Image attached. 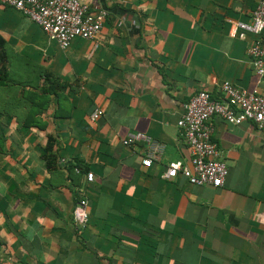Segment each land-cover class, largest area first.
<instances>
[{"label": "crops", "instance_id": "obj_1", "mask_svg": "<svg viewBox=\"0 0 264 264\" xmlns=\"http://www.w3.org/2000/svg\"><path fill=\"white\" fill-rule=\"evenodd\" d=\"M256 2L91 0L107 10L96 44L65 49L0 4V264H264L263 131L213 120L220 187L160 176L187 163L175 122L193 93L217 96L229 81L264 94L246 54L253 37L229 35ZM13 78L25 87L3 89ZM129 132L162 144L149 167L140 143L121 144ZM78 190L82 228L71 220Z\"/></svg>", "mask_w": 264, "mask_h": 264}, {"label": "built area", "instance_id": "obj_2", "mask_svg": "<svg viewBox=\"0 0 264 264\" xmlns=\"http://www.w3.org/2000/svg\"><path fill=\"white\" fill-rule=\"evenodd\" d=\"M0 4L11 7L31 20L47 39L61 49L75 39L89 40L96 44L107 10L91 0H0ZM229 35L243 40L246 35L253 38L246 47L252 70L257 77L264 74V0H257L247 22H229ZM218 95L207 90L193 93L181 106V114L175 122L188 151L187 163L179 160L169 162L161 177L171 180L181 176L193 185L220 187L227 176V167L219 158V148L212 139L213 120L229 125L242 122L264 132V94L256 89L239 88L229 81L218 86ZM99 109L92 111L90 118L96 119ZM140 143L143 147L140 165L149 167L163 149L160 142L141 132H129L122 139L123 146ZM77 171V169H75ZM84 178L91 181L92 173ZM86 199L81 191L71 210L75 227L82 228L87 220Z\"/></svg>", "mask_w": 264, "mask_h": 264}, {"label": "trees", "instance_id": "obj_3", "mask_svg": "<svg viewBox=\"0 0 264 264\" xmlns=\"http://www.w3.org/2000/svg\"><path fill=\"white\" fill-rule=\"evenodd\" d=\"M3 45H4V41L3 39L0 37V78H3L7 75V72H6V69L5 67L3 66L4 64V61H5V57H4V52H3ZM63 84L61 83H57V86L59 88L63 87L62 86ZM46 167H49V161L46 160ZM76 169V168H75ZM77 172H82L78 167H77ZM75 200H76V197H75Z\"/></svg>", "mask_w": 264, "mask_h": 264}, {"label": "rangeland", "instance_id": "obj_4", "mask_svg": "<svg viewBox=\"0 0 264 264\" xmlns=\"http://www.w3.org/2000/svg\"><path fill=\"white\" fill-rule=\"evenodd\" d=\"M4 66V65H3ZM8 72V71H7ZM10 73H8V75H9ZM14 77V76H13ZM20 84V82H17V83H15V79L13 78L12 80L10 79L9 81L7 80L6 81V83H5V87L3 88V89H5V90H8V89H11L13 86H16V85H19ZM22 84V86H21V89L23 88V83H21ZM20 84V85H21ZM35 84L36 83H26L25 85H28V86H31V85H33V86H35ZM25 87V86H24ZM55 88H56V86H55ZM17 88H15V90H16ZM33 89H36V90H38V92L39 93H41V92H43L44 90H43V88L42 87H34ZM52 89V88H51ZM45 90H49V91H52V90H50V88H46ZM55 91V89L53 90V92Z\"/></svg>", "mask_w": 264, "mask_h": 264}]
</instances>
